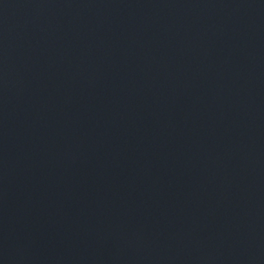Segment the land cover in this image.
<instances>
[{
    "label": "water",
    "instance_id": "water-1",
    "mask_svg": "<svg viewBox=\"0 0 264 264\" xmlns=\"http://www.w3.org/2000/svg\"><path fill=\"white\" fill-rule=\"evenodd\" d=\"M0 264H264V0H0Z\"/></svg>",
    "mask_w": 264,
    "mask_h": 264
}]
</instances>
